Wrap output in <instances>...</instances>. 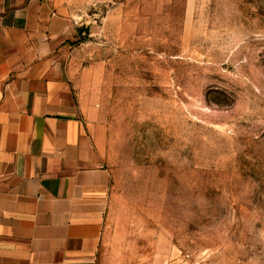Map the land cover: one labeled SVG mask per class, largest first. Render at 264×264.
<instances>
[{
  "label": "rangeland",
  "instance_id": "374dc122",
  "mask_svg": "<svg viewBox=\"0 0 264 264\" xmlns=\"http://www.w3.org/2000/svg\"><path fill=\"white\" fill-rule=\"evenodd\" d=\"M67 71L110 172L102 264H264V0H112Z\"/></svg>",
  "mask_w": 264,
  "mask_h": 264
},
{
  "label": "crops",
  "instance_id": "0c3cea01",
  "mask_svg": "<svg viewBox=\"0 0 264 264\" xmlns=\"http://www.w3.org/2000/svg\"><path fill=\"white\" fill-rule=\"evenodd\" d=\"M112 0H0V264H102L111 175L67 62Z\"/></svg>",
  "mask_w": 264,
  "mask_h": 264
},
{
  "label": "trees",
  "instance_id": "16d2710c",
  "mask_svg": "<svg viewBox=\"0 0 264 264\" xmlns=\"http://www.w3.org/2000/svg\"><path fill=\"white\" fill-rule=\"evenodd\" d=\"M86 32H87V31H85V29H82V28L78 29V31H77L78 42H80V43H84V42L87 40V38H84V37H83V35H84Z\"/></svg>",
  "mask_w": 264,
  "mask_h": 264
}]
</instances>
